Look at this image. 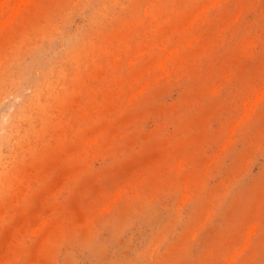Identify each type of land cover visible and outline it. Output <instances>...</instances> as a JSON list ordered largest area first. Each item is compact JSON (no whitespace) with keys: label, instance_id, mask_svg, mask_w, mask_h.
I'll return each mask as SVG.
<instances>
[{"label":"rangeland","instance_id":"obj_1","mask_svg":"<svg viewBox=\"0 0 264 264\" xmlns=\"http://www.w3.org/2000/svg\"><path fill=\"white\" fill-rule=\"evenodd\" d=\"M0 264H264V0H0Z\"/></svg>","mask_w":264,"mask_h":264}]
</instances>
